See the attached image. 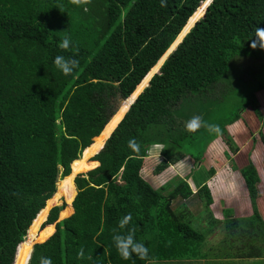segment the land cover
Wrapping results in <instances>:
<instances>
[{
    "label": "trees",
    "instance_id": "obj_1",
    "mask_svg": "<svg viewBox=\"0 0 264 264\" xmlns=\"http://www.w3.org/2000/svg\"><path fill=\"white\" fill-rule=\"evenodd\" d=\"M203 1L166 0L161 7V0H91L77 7L70 0H0V264H11L16 245L12 264H39L41 256L52 264H145L136 256L121 259L112 241L113 229L129 213L151 260L180 259L203 241L190 223L200 205L206 206L208 230L221 224L220 242H239L243 255L251 252L250 242L264 240L261 180L253 165L240 169L252 213L234 217L226 209L220 220L210 212L204 180L193 193L188 179L172 170L156 189L142 175L153 144L164 147L156 173L182 159L175 151L194 161L201 156L185 146L186 131L176 124L186 122L176 104L188 93L214 88L234 54L264 56L253 37L264 28V0H213L103 148L92 157L89 150L109 134L110 126L98 135L118 98L130 95ZM200 14L199 7L191 19ZM66 35L72 41L67 52L58 47ZM74 53L79 67L65 76L53 60ZM130 139L140 144L139 155L128 148ZM63 190L68 193L59 197ZM43 212L47 218L32 234ZM81 248L85 259H77Z\"/></svg>",
    "mask_w": 264,
    "mask_h": 264
},
{
    "label": "rangeland",
    "instance_id": "obj_2",
    "mask_svg": "<svg viewBox=\"0 0 264 264\" xmlns=\"http://www.w3.org/2000/svg\"><path fill=\"white\" fill-rule=\"evenodd\" d=\"M262 57L264 56L260 57L247 54H234L229 59L227 73L221 76L214 88H211L210 85L197 92L186 94L187 97L182 102V104L186 105L187 108L185 109V107L182 106V110L177 109L176 111L180 112V114L183 113V117L181 118H183L184 121L187 122L193 116H202L205 121L218 125L220 128V132L209 133L204 128H201L196 133H189L185 130L186 135L182 137V139L185 141V146H188L189 144L192 148H194V150L196 149V152H200L201 156L198 158L197 161H194L193 158H191L190 162L188 158H185L184 160L181 159L182 161H178L175 166L167 165V168L165 167V169L162 170L160 173L155 172V167L156 163L162 160L163 158L158 155V153L153 154L152 151H155V149L153 150V148L150 147L147 150V152L150 151V153L144 158L143 172L144 174H147V177L152 178L149 183L154 188L170 179V176L168 177V171L173 170L176 176H178L179 174L183 177V169L188 171L189 167H193L190 174L192 179L191 183L193 185H196L204 180V183L202 185H207V182L209 181V176H211V174H214V172H212V170L210 169L215 170L218 168V163H216L217 159L223 158L226 153L230 154L232 148L235 146L236 140L234 138V131L237 126L243 128L247 132V134L242 137L241 144L243 145H241L240 147L241 150H238L239 152L237 151L238 154H236V156H233L231 162L233 161L236 166H238V163L239 165H244V160L247 158V152L249 149L248 142L253 139V137H250L249 132L252 131V128H260L261 125L258 124V120L260 121L261 117H264V109H256L259 104L255 96L253 95V87L256 86L258 83L263 84L264 87V61L263 63H261L264 58ZM178 117H180V115H178ZM176 126L182 127V123L177 122ZM244 130L243 132H245ZM257 130H259L260 132V129ZM262 133L261 134L264 135V128L262 130ZM94 146H96L97 148L100 147V145H98L97 143ZM168 148L175 149V147L172 145L168 146ZM186 151H188V149H186ZM207 153H210L211 155L207 156ZM186 154L188 153L186 152ZM162 162H165V160H163ZM198 162L199 165H197ZM258 168L261 173L259 180H261L262 177V181L264 182V165L263 167L258 165ZM213 176L214 177L211 178V181L213 180L215 181V184H219L220 188V190H215L214 192L220 196H232V194L234 193L233 187L236 186V180H231L232 182L229 179L223 181V183L226 184V189H222L220 181L216 179L215 175ZM188 185H190V183ZM200 186L201 185H197L195 188L197 189ZM235 189L236 193L238 194L242 192L243 196H236H241L243 199V203L240 208L242 209V211H238L236 213V216L234 217H245L244 214H247V207L249 209L248 213L251 214L252 212V208L250 207L251 204L249 203L247 195H244L246 193L244 188H242L241 191H238V188ZM65 193L68 192H66V190H63L59 197ZM257 202L260 214L264 219V192L260 193V197L257 199ZM61 203L62 202H60L59 204ZM59 204L57 206H59ZM228 204L233 205L232 202H228ZM52 206H49V208ZM186 207L189 208L188 205ZM182 208H185L183 204ZM198 212L199 213L197 215L194 214L196 216L193 217V219H190V223L194 228H196V230L200 231L205 236L208 228L210 227L209 217L206 213V206L200 205ZM46 215L47 214L43 212L38 217L36 223L34 224L31 230L32 234H36V231L38 230L40 224L42 223ZM222 236L214 235L211 237V241L215 243V246L220 241H222ZM35 243L36 242H34L33 245ZM252 243L253 242H250L249 245L251 246ZM258 244L264 246V240L258 241ZM200 245H202V243ZM237 245L238 243H235L234 247ZM225 248L226 247L222 245L219 249L223 250ZM197 249L199 250V247ZM155 263L169 264V262H163L162 260ZM145 264H148V262L146 261Z\"/></svg>",
    "mask_w": 264,
    "mask_h": 264
},
{
    "label": "crops",
    "instance_id": "obj_3",
    "mask_svg": "<svg viewBox=\"0 0 264 264\" xmlns=\"http://www.w3.org/2000/svg\"><path fill=\"white\" fill-rule=\"evenodd\" d=\"M254 96L259 104L258 109H264V87L255 89ZM176 105L182 107L183 104L179 101L178 104ZM258 122H259L258 124H260L261 127L252 128V131L249 132L250 137H253V139L248 142L249 149L247 152V158L244 160V165H239V163H238V166L235 165L237 170H234L231 165L232 163L231 160L233 156H236V154H238L237 151L238 150L240 151L241 150L240 147L241 145H243L241 144L242 137L247 134V132L239 126H237L234 131L235 133L234 138L236 140L235 146H234L235 149L234 147L232 148V150L234 149V152H232L231 150L230 154L226 153L225 156H223V158L217 159L216 163H218V168L213 171L214 172L213 175H215L216 179L220 181V185L222 189H226V184L223 183V181L227 179H229L230 181L236 180V186L233 187L234 193L232 194V196L229 197L228 195H223V194H222L223 196H220L217 193H215L214 192L215 190H220L219 184L217 183L215 184V181L213 180L211 181V178L214 177L213 175L209 176V181L207 182V185H206L208 188L209 194H210L209 196H211V203L209 204V209H210V212L212 213V216L218 220L222 219L223 211H225L226 209H231L233 212V216H236V213L238 211H242V209L240 208L242 206L243 199L241 196H236V195L243 196V194L242 192L240 194L236 193L235 188H238V191H241V189L244 188L246 193H247V190H246L244 180L239 170L245 166L253 165L259 178L261 176L258 165L262 167L264 165V145L261 141V135L263 134L262 130L264 128V117H261V120L260 121L258 120ZM257 129H260V132ZM243 130L245 132H243ZM262 137L264 138V135H262ZM152 152L153 154L158 153L157 150L152 151ZM210 155H211L210 153H207V156H210ZM178 156H180L182 160L187 158V154H184V153H181ZM188 160L189 162L191 161L190 159ZM197 165H199V162L197 163ZM192 168L189 167L188 171L183 169V172H184L183 177H186L188 179L187 180L188 184L190 183L189 186L192 192L195 193L196 191L195 187L197 186V184L193 185L191 183L192 179H191L190 174H191ZM143 169H142L143 178L145 179V181L150 182L152 178L147 177V174H144ZM178 176L181 177L179 174ZM262 179L263 178L261 177V182L259 183V186H258L260 193L264 192V182L262 181ZM158 187H155V189ZM246 193L244 195H247L248 197V193L247 194ZM227 198L229 201L227 200ZM248 200H249V197H248ZM228 202H232L233 205L228 204ZM249 203H250V200H249ZM248 210L249 209L247 207L246 208L247 214H244L245 216L250 215L248 213ZM214 235H220V236L223 235L221 224L215 223V228L213 230H207L206 235L204 236L203 241L201 242L202 245H200L201 243L195 245L196 249L195 251H189L190 255L184 256L183 258H180V259L162 260V261L169 262V264H264V246L259 245L257 241L252 243L251 252L249 254L248 253L244 254L245 255L244 256L242 251L237 248L240 245L239 242H235V243H238V245L235 247H234L235 243L230 244L226 242H219L215 246V243L211 241V237ZM222 245L226 247L223 250L219 249ZM198 247H199V250L197 249ZM152 260H154L155 262H158V260L156 259H152Z\"/></svg>",
    "mask_w": 264,
    "mask_h": 264
},
{
    "label": "clouds",
    "instance_id": "obj_4",
    "mask_svg": "<svg viewBox=\"0 0 264 264\" xmlns=\"http://www.w3.org/2000/svg\"><path fill=\"white\" fill-rule=\"evenodd\" d=\"M213 2V0H208V3L209 5ZM70 3L74 6H77V7H81V6H86L88 4L91 3V0H70ZM161 7H166V0H161ZM85 11L87 10V8L85 7L84 9ZM185 36V35H184ZM255 37V40L257 42V46L260 47L261 49H264V28H257L256 31H255V34L254 36ZM58 47L62 50V51H69L71 48H72V41H71V37L70 36H64L62 38V40L60 41ZM176 47V46H175ZM173 51V50H172ZM166 52V51H165ZM164 52V53H165ZM163 53V54H164ZM171 53V52H170ZM169 53V54H170ZM168 54V55H169ZM167 55V56H168ZM166 56V57H167ZM162 57V56H161ZM165 57V58H166ZM164 58V59H165ZM163 59V61H164ZM158 60L159 58L157 59L156 63L149 69L152 70L158 63ZM163 61L161 64H159L156 68V70L153 72V74H151V77L155 74V73H159L160 71V67L161 65L163 64ZM79 60L75 58V53L73 54V56H70V57H66L64 55H57L55 56L54 60H53V64L55 65V67L65 76H71L76 70L77 68L79 67ZM148 71V72H149ZM147 72V73H148ZM146 73V75H147ZM146 75L144 77H146ZM143 77V79H144ZM150 77V79H151ZM142 79V80H143ZM150 79L148 80V82L144 85V87L138 91L137 93V96L143 92V90L149 85V81ZM142 80L140 82H142ZM139 82V83H140ZM138 83V84H139ZM137 84V85H138ZM137 85L136 87L134 88V90L130 93V95L136 90L137 88ZM129 95V96H130ZM128 97V96H127ZM123 98V97H121ZM137 98V97H136ZM124 117V116H123ZM123 119V118H121ZM120 119V120H121ZM119 120V122H120ZM118 124V123H117ZM116 127V126H115ZM114 127V128H115ZM181 128H184L187 132L189 133H196L198 132L201 128H204L206 131H208L209 133H219L220 132V128L218 125L216 124H212V123H209L207 121H205L203 119L202 116H199V115H196V116H193L191 117L186 123H185V126L183 127V124H182V127ZM113 131V130H112ZM109 138V137H108ZM107 138V139H108ZM106 139V140H107ZM106 142V141H105ZM105 144V143H104ZM128 148L131 149L132 153L135 154V155H139V152H140V144L135 140V139H130L128 141ZM151 147V146H150ZM103 148V147H102ZM152 148L155 149V150H158V155H160L163 159L164 157L161 155V151L164 150V147L162 144H153L152 145ZM99 152V151H98ZM97 152V153H98ZM234 152V150L232 151ZM95 153V154H97ZM150 153L149 152H146V155L148 156V154ZM174 153H176V155H179L183 152H179V151H175ZM94 154V155H95ZM93 155V156H94ZM152 156V155H151ZM146 156H144L145 158ZM188 158V157H187ZM91 160H93L92 158H90ZM190 159V158H188ZM191 160V159H190ZM160 161H158L156 163V166L158 165ZM232 167L234 170H237L236 166H235V163L232 161L231 163ZM242 169V168H241ZM71 172V171H70ZM240 172V170H239ZM76 177V176H75ZM74 182V180H73ZM188 183V182H187ZM76 189V188H74ZM76 193V192H75ZM248 193V192H247ZM75 196V195H74ZM63 203L59 204L62 205ZM65 205V204H64ZM45 206V205H44ZM57 206V205H56ZM54 207V206H53ZM51 208V207H50ZM49 208V209H50ZM49 212V210H48ZM48 215V213H47ZM36 217V216H35ZM47 218V216H46ZM46 220V219H45ZM33 221V220H32ZM132 221V215L131 213L123 216L119 222H118V227L113 229V236H112V241L114 243V246L119 254V256L121 257V259L123 260H130L133 256H136L137 258H139L140 260H145V261H148V264H155V261L154 260H151L149 258V249L145 246L144 243L140 242L139 240H137L136 238V233H137V227L131 223ZM45 222V221H44ZM43 222V223H44ZM32 223V222H31ZM42 227V224L41 226ZM27 233V231H26ZM26 236V235H25ZM24 236V237H25ZM17 246V245H16ZM88 259H91V257H87ZM77 259H85V253H84V249L81 248L78 250L77 252ZM39 264H52V260L50 257H44V256H41L40 257V260H39Z\"/></svg>",
    "mask_w": 264,
    "mask_h": 264
},
{
    "label": "water",
    "instance_id": "obj_5",
    "mask_svg": "<svg viewBox=\"0 0 264 264\" xmlns=\"http://www.w3.org/2000/svg\"><path fill=\"white\" fill-rule=\"evenodd\" d=\"M209 5L208 3V0H204L203 2H200L198 4V6L195 8L194 12L191 13V15L187 18L186 22L184 23V25L181 27V29L179 30V32L176 34V36L174 37V39L172 40L171 44L169 45L168 49L166 50V53L163 54L162 56L163 57H160L159 60H158V63L156 66H158L159 64L162 63L163 59L170 53L172 52V50L175 48V46L182 40V38L184 37V35L189 31V29L194 25L195 21L198 20L200 17L203 16L204 14V11L206 9V7ZM200 7V10H201V14L200 16L198 17H194L191 19V16L193 15V13H195ZM191 22V23H190ZM161 61V63H160ZM160 66V65H159ZM153 74V73H152ZM151 75L149 77H147V82L148 80L150 79ZM144 81V79L142 80ZM137 91L135 90L130 96L128 97H125V98H118L117 100V104L115 105L112 113L110 114L109 116V119L108 121L105 123V125L103 126L102 130L100 131V134L104 133L105 134V131L106 129L110 126V132L109 134L106 136L102 146L98 149V151H100L102 149V147L104 146V143L106 141V139L111 135V132L112 130L114 129V127L117 125V123L119 122V120L121 118H123V116L125 115V113L128 111V109L130 108L131 104L135 101L136 97H137ZM97 151V152H98ZM96 152V153H97ZM82 155V154H81ZM92 157V156H91ZM70 169H71V165H70ZM53 207V206H52ZM27 234V233H26ZM45 240V239H44ZM43 240V241H44ZM33 246V245H32ZM16 248L17 246L15 247V250H14V255H15V252H16ZM32 252V250H31ZM31 252L29 254V257H28V261L30 259V256H31ZM14 255H13V258H14ZM13 258H12V261H13ZM28 264V263H27Z\"/></svg>",
    "mask_w": 264,
    "mask_h": 264
},
{
    "label": "bare ground",
    "instance_id": "obj_6",
    "mask_svg": "<svg viewBox=\"0 0 264 264\" xmlns=\"http://www.w3.org/2000/svg\"><path fill=\"white\" fill-rule=\"evenodd\" d=\"M99 148L100 147L97 148L96 146L90 147L89 150L91 151V153H93V154H91V156L94 155L98 151Z\"/></svg>",
    "mask_w": 264,
    "mask_h": 264
}]
</instances>
